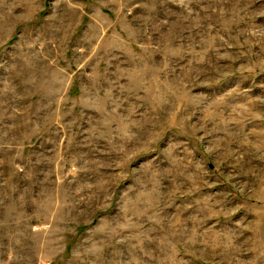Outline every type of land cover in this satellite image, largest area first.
<instances>
[{"label":"rangeland","instance_id":"374dc122","mask_svg":"<svg viewBox=\"0 0 264 264\" xmlns=\"http://www.w3.org/2000/svg\"><path fill=\"white\" fill-rule=\"evenodd\" d=\"M0 264H264V0H0Z\"/></svg>","mask_w":264,"mask_h":264}]
</instances>
